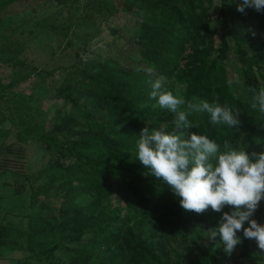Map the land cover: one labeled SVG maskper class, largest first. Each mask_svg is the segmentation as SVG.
<instances>
[{"label":"trees","instance_id":"1","mask_svg":"<svg viewBox=\"0 0 264 264\" xmlns=\"http://www.w3.org/2000/svg\"><path fill=\"white\" fill-rule=\"evenodd\" d=\"M15 2L6 0L4 6ZM119 3L124 11L144 12L137 39L142 44L141 55L147 68L155 70L153 79L156 76L170 79L181 69L180 81L186 84V101L197 97L211 103L219 97L221 105L226 103L240 111L238 129L225 124L212 125L210 114L192 111L188 119L198 127L193 126L187 131L205 134L221 147L225 140L235 146L243 135L255 136L258 137L256 151L259 152L264 143V114L252 109L251 103L260 82H264V12L251 7H246L243 13L237 11L242 0H119ZM214 6L218 10L219 26L212 28L208 19ZM12 11L6 17L9 21L17 14V10ZM1 13L2 7L0 16ZM239 23L249 29L236 33L233 27ZM49 27L67 35L58 25L50 24ZM217 34L219 44L215 46ZM187 49L190 53L184 68H179ZM232 50L240 61L239 83L230 79L225 62ZM18 77L22 79L24 74ZM149 78L146 71L87 61L73 69L72 76L63 80L57 94L83 113L88 129L77 128L79 122L70 118H62L47 132L37 124L18 128L16 137L22 143L36 137L58 154L51 159V182L40 184L33 192L26 191L24 181L27 177L20 169L10 165L0 168V251L3 254L8 248L25 253L23 257L13 258V264H35L31 260L34 255H43L53 264H67L55 255L60 248L74 254L71 264H169L168 255L156 252L148 239L136 232V227L128 225L139 213L143 218L156 219L163 206L182 208L180 198L171 187L147 174L148 169L136 156V141L143 127L147 125L150 130L160 125L173 127V113L151 106L154 100L149 98ZM80 99L89 102L93 109H83ZM100 105L109 108L111 116L108 119L100 120L96 116L95 111ZM181 110H185L184 106ZM24 121L20 123L24 124ZM111 125L118 131L117 136L111 134ZM7 173L15 176L13 182L4 180ZM74 179L79 180L90 196L94 192L99 195L88 203L74 206L70 202L73 196L69 194L77 187ZM58 180L66 189L69 202L64 210L56 215L53 213L50 218L41 213L40 207L35 206L32 210L39 195L48 194ZM100 193L118 194L127 204L126 214L122 216L110 207L109 216L99 213L102 210ZM25 197L28 209L17 212L18 208L24 209ZM257 210L256 220L261 223L264 199ZM180 211L175 225L178 224L177 228L185 235L194 212ZM17 216L21 219L17 220ZM244 226L247 227L246 222ZM7 228H15L20 237L18 242H12L4 235ZM241 256L264 263V255L244 252ZM210 257L214 254L204 253L196 264H206Z\"/></svg>","mask_w":264,"mask_h":264},{"label":"rangeland","instance_id":"2","mask_svg":"<svg viewBox=\"0 0 264 264\" xmlns=\"http://www.w3.org/2000/svg\"><path fill=\"white\" fill-rule=\"evenodd\" d=\"M5 4L6 0H0V168L10 165L20 169L27 177L24 181L26 191L33 192L40 184L51 182V159L58 152L55 155L56 151L48 149L36 137H31L28 143H22L16 137L18 128L37 124L47 132L62 118H70L79 122L77 128L88 129L83 113L57 94L58 87L63 80L72 76L75 67L87 61L145 71L147 65L141 55L142 44L137 39L144 12L124 11L120 9L119 0H16L9 6H4ZM12 10H17V14L9 21L6 17ZM217 13L214 6L208 19L212 28L219 26ZM50 24L58 25L67 35L55 32L49 27ZM233 29L238 33L249 29V26L239 23ZM218 44L217 34L215 46ZM189 53L190 50L187 49L179 68H184ZM225 62L230 79L237 82L240 61L236 52L232 50ZM180 70L165 80V87L184 98L186 84L180 81ZM22 74L24 77L18 79ZM79 103L83 109H93L84 99H80ZM151 106L159 107L155 100ZM97 108L94 107V110L97 109L95 113L100 120L111 116L108 107L100 105ZM22 120H26L24 124L20 123ZM168 130L171 131L170 128ZM110 131L112 135H118L113 125L110 126ZM257 144L258 137L243 135L234 147L244 148L246 152L252 153L257 152ZM261 151H264V143L259 152ZM14 177L7 173L4 180L13 182ZM73 183L77 187L69 194L73 196L70 202L74 206L88 203L91 198L99 195V192H94L90 196L82 189L78 179H74ZM65 191L59 180L56 181L48 194L43 192L39 195L31 209L40 207L41 213L48 218L59 214L69 204ZM99 201L102 209L99 213L109 216L110 207L115 208L122 216L126 214L127 204L118 194H101ZM23 205L24 209L18 208L17 212L28 209L27 197L24 198ZM0 206L2 208V190ZM181 209L183 208L178 210V207L170 209L163 206L161 215L156 219L143 218L139 213L135 219L129 220L128 225L136 227V232L147 238L156 252L168 255L169 264H196L204 253L214 254V257L206 259V264H264L260 260L241 256L244 252L264 255L255 240H246L243 233H237L241 243L230 255L223 251L219 237L216 244L208 239V230L218 225L222 213L232 211L229 206H225L222 212H215L211 208L202 214L194 212L185 235L178 229V224L175 225L178 217L180 218ZM257 215L258 210L252 218L256 219ZM19 218L21 219L20 216L16 217L17 220ZM260 224H264V220ZM4 235L12 242L20 240L15 228L5 229ZM2 255L5 258L2 264H13L11 257L17 259L25 253L20 249L6 248ZM55 255L67 264H71L74 257L70 250L64 248L57 249ZM31 260L35 264H53L52 260L43 255H34Z\"/></svg>","mask_w":264,"mask_h":264},{"label":"clouds","instance_id":"3","mask_svg":"<svg viewBox=\"0 0 264 264\" xmlns=\"http://www.w3.org/2000/svg\"><path fill=\"white\" fill-rule=\"evenodd\" d=\"M246 7L264 12V0H242L237 11L243 13ZM145 71L150 77L149 98L174 114L171 131L167 125L151 130L146 125L138 135L136 156L148 169L147 174L166 182L185 211L202 214L209 208L215 212H222L225 206L232 208L231 212L222 213L218 225L210 228L207 236L215 244L219 237L226 254L230 255L241 243L239 231L264 251V224L252 218L264 199V151L248 153L228 140L221 147L205 134L187 131L198 127L188 119L192 111L210 114L212 125L225 124L237 129L241 124L240 111L226 103L221 105L219 97L211 103L197 97L186 101L165 87L163 76L153 79V68ZM251 108L264 114V82H260Z\"/></svg>","mask_w":264,"mask_h":264},{"label":"crops","instance_id":"4","mask_svg":"<svg viewBox=\"0 0 264 264\" xmlns=\"http://www.w3.org/2000/svg\"><path fill=\"white\" fill-rule=\"evenodd\" d=\"M1 191V190H0ZM4 256L2 255V252L0 251V264H2L1 262H2V260L3 259H5V258H3ZM13 259V257H11V260Z\"/></svg>","mask_w":264,"mask_h":264}]
</instances>
